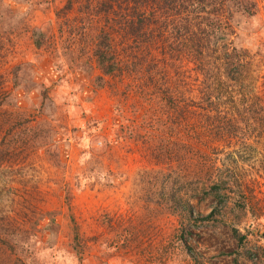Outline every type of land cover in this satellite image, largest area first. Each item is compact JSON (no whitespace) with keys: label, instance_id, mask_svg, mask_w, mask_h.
Here are the masks:
<instances>
[{"label":"rangeland","instance_id":"rangeland-1","mask_svg":"<svg viewBox=\"0 0 264 264\" xmlns=\"http://www.w3.org/2000/svg\"><path fill=\"white\" fill-rule=\"evenodd\" d=\"M66 1L0 2V264H264V0L214 90L125 32L105 76L106 15Z\"/></svg>","mask_w":264,"mask_h":264},{"label":"trees","instance_id":"trees-1","mask_svg":"<svg viewBox=\"0 0 264 264\" xmlns=\"http://www.w3.org/2000/svg\"><path fill=\"white\" fill-rule=\"evenodd\" d=\"M96 3L99 4L97 12L106 15L104 25L107 26L95 37L93 55L105 76L120 74L133 62L129 60L133 54L126 55L116 44L115 33L125 32L133 41L143 43L139 48L141 52L156 50L153 54L156 60L168 62L186 58L192 61L193 69L205 78L202 84L206 90H214L213 77L216 80L221 71H241L248 51L233 44L232 34L236 28H241L243 19L254 18L259 11L257 0H97ZM73 6L74 0L66 1L68 10ZM94 6L91 2L90 8ZM2 7L0 3V9ZM180 27L183 37L176 44V37L181 36ZM32 37L37 48L44 45L46 34L43 31L34 29ZM218 59L222 63L217 62ZM104 75L98 76L99 81H104ZM100 86H104V82ZM171 101L174 104L175 100ZM219 186L212 184L210 190L217 198ZM189 213L192 214V210ZM218 213L221 210L215 209L207 217L216 218ZM75 230L78 239V226ZM246 238V235L240 236L241 246ZM235 264L242 263L235 259Z\"/></svg>","mask_w":264,"mask_h":264}]
</instances>
